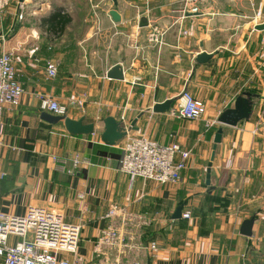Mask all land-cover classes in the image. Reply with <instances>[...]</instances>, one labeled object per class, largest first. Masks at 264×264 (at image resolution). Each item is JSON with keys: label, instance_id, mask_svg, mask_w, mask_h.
<instances>
[{"label": "crops", "instance_id": "1", "mask_svg": "<svg viewBox=\"0 0 264 264\" xmlns=\"http://www.w3.org/2000/svg\"><path fill=\"white\" fill-rule=\"evenodd\" d=\"M111 10L119 22L111 20ZM54 12L71 19L61 34L41 23ZM258 17H264V0H117L116 6L111 0H9L0 11V54L12 53L24 92L17 106L2 113L0 213L21 216L39 207L62 214L80 226L74 255L79 264H264L255 244V216L246 238L238 233L245 219L202 218L198 212L205 202L202 177L210 194L244 189L239 172L246 171L254 146L264 145V31L256 28ZM201 53L210 55L203 64L196 62ZM47 60L57 65L52 81L45 78ZM114 66L121 67L123 80L106 78ZM183 91L205 104L201 119L152 112L166 100L172 101L169 111L177 108ZM244 92L256 96L250 119L236 128L217 124L207 130L204 122L217 120ZM41 95L65 107L67 117L93 123L94 134L71 136L62 122L43 121ZM107 117L126 127L136 119L135 134L189 150L180 182L161 185L119 172L123 140L107 146L100 139ZM74 155L82 163L69 175ZM178 206L190 212V220L171 219ZM113 208L115 214L106 218ZM109 226L119 231L118 242L97 246ZM152 242L158 247L153 258L147 252Z\"/></svg>", "mask_w": 264, "mask_h": 264}, {"label": "built area", "instance_id": "2", "mask_svg": "<svg viewBox=\"0 0 264 264\" xmlns=\"http://www.w3.org/2000/svg\"><path fill=\"white\" fill-rule=\"evenodd\" d=\"M197 0H186V3H196ZM9 0H0V11L8 5ZM191 13H196L197 8L191 6ZM186 10L182 11L184 15ZM22 16L19 15V18ZM260 25L264 24V17L260 18ZM257 19V18H256ZM264 31V30H263ZM264 48V32L261 37ZM45 78L52 81L57 76V65L52 60L45 63ZM139 79L135 77L133 83ZM22 84L17 80L13 67L12 53L0 54V147L4 145V123L2 113L7 107L19 104L23 95ZM78 106L82 101H76ZM39 108L56 116L66 115V109L60 106L49 96H39ZM205 104L194 98L188 91L180 95V104L169 113L177 118L196 121L205 114ZM216 120H206L204 125L207 130L217 125ZM256 133V128L252 134ZM94 134V133H92ZM190 151L184 150L176 142L160 144L145 136L137 135L132 130H127L121 146V155L118 160V171L131 179L153 181L158 184H178L181 172L186 168ZM68 162L70 168L66 170L72 175L81 165L78 155H74ZM79 195V199H83ZM115 209L109 210L106 218L115 214ZM181 219L190 220L189 211L181 214ZM80 234V226L67 223L64 216L55 211L44 208L30 207L24 215L15 216L0 213V257L1 264H79L76 254ZM118 230L107 227L100 233L97 246H112L118 242ZM11 239H13L11 241ZM150 257H155L158 252L157 244L152 242L147 246ZM69 255V260L62 255ZM127 264H141L138 261H129Z\"/></svg>", "mask_w": 264, "mask_h": 264}, {"label": "water", "instance_id": "3", "mask_svg": "<svg viewBox=\"0 0 264 264\" xmlns=\"http://www.w3.org/2000/svg\"><path fill=\"white\" fill-rule=\"evenodd\" d=\"M113 5H117V0H111ZM200 1V0H197ZM23 0H19V4ZM109 16L114 23L119 22V15L115 10L109 12ZM258 30H264V24L258 25L256 27ZM210 58V55L206 53H201L196 57V62L203 64L207 62ZM106 78L110 80H123V73L120 66L112 67L107 73ZM256 96L248 92L240 94L232 105L225 109L216 120L219 125L236 128L239 123L246 122L250 119L253 113L254 100ZM172 101L166 100L162 103H156L152 106L153 113H169L170 105ZM41 119L49 124H57L59 122L63 123L65 131L71 136H86L94 133V124H83V117L78 120H73L66 115L56 116L47 112H42L40 115ZM136 119L131 122V124L126 127L122 122L116 121L114 118L107 117L102 121L103 128L100 135L101 141L107 146H114L119 141L123 140L127 130H135ZM222 128H218L214 134L212 151L210 156V161L207 165L206 176H205V185L209 186L210 184V170L211 164L215 156L216 147L221 142L222 138ZM182 207L178 206L172 214V220L181 219ZM255 223L253 217L245 219L240 224L238 233L239 235L250 238L252 236V228Z\"/></svg>", "mask_w": 264, "mask_h": 264}, {"label": "rangeland", "instance_id": "4", "mask_svg": "<svg viewBox=\"0 0 264 264\" xmlns=\"http://www.w3.org/2000/svg\"><path fill=\"white\" fill-rule=\"evenodd\" d=\"M137 2L140 3V0H137ZM81 27L79 24L78 29ZM78 56L79 59H83L81 49H79ZM253 155V157L246 160L245 168L247 169L243 171L244 176L240 174L241 171L239 172V182L240 185L244 183V189L237 187L229 193L219 190L210 194L208 190H205L204 177H202L201 187L202 193L205 195V202L198 212L213 211L208 215L224 214L232 216L236 221L255 216L257 218L255 231L258 234L260 233V237L255 241V244L260 250L261 259L264 261V145L257 143L253 148Z\"/></svg>", "mask_w": 264, "mask_h": 264}, {"label": "trees", "instance_id": "5", "mask_svg": "<svg viewBox=\"0 0 264 264\" xmlns=\"http://www.w3.org/2000/svg\"><path fill=\"white\" fill-rule=\"evenodd\" d=\"M71 22L70 17H68L67 15H62L60 12H54L51 13L47 18H43L41 19V23H45V25H47L49 31L53 32V33H59L61 34L62 32H64L65 28L67 27V25H69ZM213 212V211H212ZM211 211H205V213H200V215L202 216V218L210 213H212ZM201 233H207V231H200Z\"/></svg>", "mask_w": 264, "mask_h": 264}]
</instances>
